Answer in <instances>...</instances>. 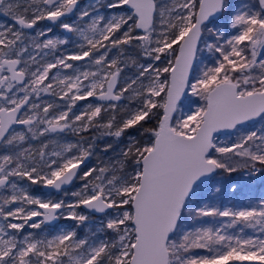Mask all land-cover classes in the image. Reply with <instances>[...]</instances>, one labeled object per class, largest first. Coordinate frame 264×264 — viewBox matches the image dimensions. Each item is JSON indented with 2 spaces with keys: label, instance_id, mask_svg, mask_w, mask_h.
<instances>
[{
  "label": "snow or ice",
  "instance_id": "1",
  "mask_svg": "<svg viewBox=\"0 0 264 264\" xmlns=\"http://www.w3.org/2000/svg\"><path fill=\"white\" fill-rule=\"evenodd\" d=\"M0 17V264H264V0Z\"/></svg>",
  "mask_w": 264,
  "mask_h": 264
},
{
  "label": "trees",
  "instance_id": "2",
  "mask_svg": "<svg viewBox=\"0 0 264 264\" xmlns=\"http://www.w3.org/2000/svg\"><path fill=\"white\" fill-rule=\"evenodd\" d=\"M221 179H226V177L221 178ZM247 195L255 196V195H258V192L256 190H253L252 192L247 193ZM247 195L244 196V197H240L239 194H237V198H236L235 202H240L243 199H246ZM222 199H223L224 203H229V202L233 201V197L232 196H225Z\"/></svg>",
  "mask_w": 264,
  "mask_h": 264
},
{
  "label": "rangeland",
  "instance_id": "3",
  "mask_svg": "<svg viewBox=\"0 0 264 264\" xmlns=\"http://www.w3.org/2000/svg\"><path fill=\"white\" fill-rule=\"evenodd\" d=\"M88 2V0H82V3H87ZM2 19H7L6 17H0V20H2ZM221 139H223L222 137H221ZM60 223H62V222H60Z\"/></svg>",
  "mask_w": 264,
  "mask_h": 264
}]
</instances>
